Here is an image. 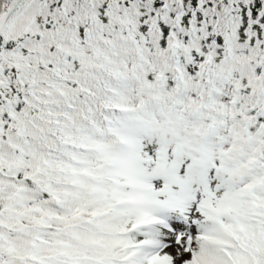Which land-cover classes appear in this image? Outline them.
Listing matches in <instances>:
<instances>
[{
  "label": "snow or ice",
  "instance_id": "obj_1",
  "mask_svg": "<svg viewBox=\"0 0 264 264\" xmlns=\"http://www.w3.org/2000/svg\"><path fill=\"white\" fill-rule=\"evenodd\" d=\"M0 264H264V0H0Z\"/></svg>",
  "mask_w": 264,
  "mask_h": 264
}]
</instances>
